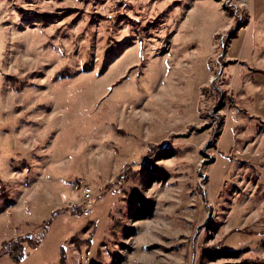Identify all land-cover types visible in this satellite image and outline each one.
Instances as JSON below:
<instances>
[{"label":"rangeland","instance_id":"obj_1","mask_svg":"<svg viewBox=\"0 0 264 264\" xmlns=\"http://www.w3.org/2000/svg\"><path fill=\"white\" fill-rule=\"evenodd\" d=\"M11 241L19 264H264V0H0Z\"/></svg>","mask_w":264,"mask_h":264},{"label":"trees","instance_id":"obj_2","mask_svg":"<svg viewBox=\"0 0 264 264\" xmlns=\"http://www.w3.org/2000/svg\"><path fill=\"white\" fill-rule=\"evenodd\" d=\"M151 216H152V212L149 209L145 208L144 214H142V215L134 214L132 216V219L135 222H138V221L148 219ZM22 238H26V237H21V240H19L20 242L22 241ZM15 243H16V241L15 242L11 241V242L4 244V246L5 247L7 246V247L5 248V251L1 252L2 254L0 256V259L3 258L4 256H6L11 262H13L15 264H19L21 262L23 249L20 245H16ZM9 245H12V246H9ZM21 251H22V254H21Z\"/></svg>","mask_w":264,"mask_h":264},{"label":"built area","instance_id":"obj_3","mask_svg":"<svg viewBox=\"0 0 264 264\" xmlns=\"http://www.w3.org/2000/svg\"><path fill=\"white\" fill-rule=\"evenodd\" d=\"M92 195H93V193H92L91 189L86 188V189H85V200H86V202H91V201L93 200V199H92ZM90 212H91L90 209H86V210H85V214H86V215H89Z\"/></svg>","mask_w":264,"mask_h":264}]
</instances>
